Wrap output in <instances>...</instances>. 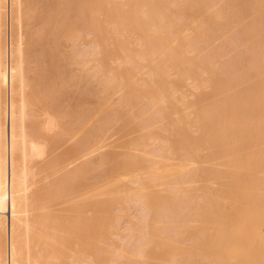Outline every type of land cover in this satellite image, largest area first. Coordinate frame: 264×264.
<instances>
[{
	"label": "rangeland",
	"instance_id": "374dc122",
	"mask_svg": "<svg viewBox=\"0 0 264 264\" xmlns=\"http://www.w3.org/2000/svg\"><path fill=\"white\" fill-rule=\"evenodd\" d=\"M237 2L22 0L30 125L57 153L30 190L56 223L39 264H264V0Z\"/></svg>",
	"mask_w": 264,
	"mask_h": 264
},
{
	"label": "bare ground",
	"instance_id": "6f19581e",
	"mask_svg": "<svg viewBox=\"0 0 264 264\" xmlns=\"http://www.w3.org/2000/svg\"><path fill=\"white\" fill-rule=\"evenodd\" d=\"M233 1H235L236 3L238 0H233ZM68 2H66V4ZM21 6H23L22 0H0V264H39L38 263L39 260L32 253L34 252L33 247L36 245V243L33 242V233L36 232L35 231L37 230L36 227H38L39 224L45 226V223H47L42 220L48 219L46 217L47 215L45 216L46 214L45 212L49 211L51 204L49 203V197H47L48 196L47 187L41 186L35 191H30V190H31V186L36 184L35 182L40 179V176L42 174L47 173L51 168H53L57 159L55 158L56 157L55 154L57 153L55 152V150H53L55 149L53 147L54 145H52L53 142L46 137L38 135L36 132H34L35 130L33 131L32 126L30 125V119H31L30 117L32 115V111L30 110L31 101L29 100L30 98L28 95L29 89L27 88L28 80H25L26 77L23 70L24 69L23 52L25 50H23L22 47L24 41L23 39L21 40V34H22V31L20 29L21 27L20 18L22 17ZM92 9L93 8L91 7V10ZM123 15L124 14H122V16ZM147 18L152 20L153 23L156 25L158 21L159 24L162 23L161 25L158 24V26L161 27L164 31H166V28L168 26H170L169 24L168 25L165 24L164 16L160 13H158L157 15L154 10L150 11L147 14ZM81 20L79 22L82 23ZM122 20H124V18H122ZM95 25L96 24H94L93 27H95ZM78 28H80V26ZM78 28H75L76 29L75 31L80 30ZM103 41L105 43V40ZM93 42L95 43V41ZM96 46L99 45L97 44ZM141 47L142 46H140L139 48ZM96 49L97 48H95V50ZM140 54H142V52H140ZM130 61H128L129 66L131 64ZM134 63H137V61L134 62L133 60V65H135ZM146 118L148 120L149 116ZM54 124H56L54 122V119L50 118L49 116V118L46 120V126L51 127ZM148 124L150 123L148 122ZM88 145L89 144L87 143L85 146H83L82 150L83 148H86V146ZM39 157L40 158L44 157L47 160L44 159L45 162L42 161L39 163L36 160ZM86 166L87 165H85L84 168ZM82 169L83 168H81L79 165L78 168L74 169L72 174L77 173L79 175V172ZM84 171L86 172V169L82 170V173ZM49 218H53V217L50 216ZM19 221H22L23 223V229L21 230H20L21 227ZM48 221L50 222L49 219ZM50 223H54V221L53 222L51 221ZM54 224L56 225V223ZM52 225L51 227L53 228L54 226ZM56 228L58 229V227ZM56 228L54 227L53 230L55 231ZM43 229H42V233L45 230ZM50 232L52 233L50 235H54L52 230H50ZM58 235L60 234L58 233L55 236L57 237ZM53 239L56 238H54L53 236ZM85 240L83 242H85ZM48 246H51V248H49ZM56 247L54 249L52 245H47V243H46V247L44 246L45 249L47 248L46 249L47 252L49 251V249H52L49 251L50 253H53L54 250H56ZM41 251L45 255L46 251H43V249H41ZM50 253L49 255L47 254V256L56 257L55 253L54 255L53 254L50 255ZM81 254L83 256V252ZM55 257L53 258L55 259ZM85 259L88 260V257L86 256L85 258L81 257L83 263L85 262ZM83 263L81 262V264Z\"/></svg>",
	"mask_w": 264,
	"mask_h": 264
}]
</instances>
